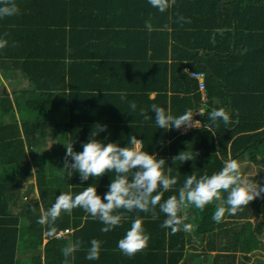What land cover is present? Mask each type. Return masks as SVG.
I'll list each match as a JSON object with an SVG mask.
<instances>
[{
    "label": "trees",
    "instance_id": "1",
    "mask_svg": "<svg viewBox=\"0 0 264 264\" xmlns=\"http://www.w3.org/2000/svg\"><path fill=\"white\" fill-rule=\"evenodd\" d=\"M15 2L19 13L0 18V38L7 40L0 49V71L13 78L18 70L28 82L19 87L21 81L14 79L10 94L0 76V264H64L61 249L76 240L82 245L69 264H180L189 245L199 249L194 235L203 250L194 264H222L219 258L227 255L235 261L238 253L258 249L264 195L233 215L244 219L241 225L225 219L227 213L219 223L212 219L226 193L202 211L191 206L185 222L192 230L174 235L161 227L163 213L155 220L143 212L125 213L128 219L104 233L98 219L76 208L56 221L59 238L45 237L46 226L37 221L40 203L51 207L61 192L76 194L93 183L101 196L108 191L114 173L81 181L78 172L69 177L62 169L64 144L73 142L74 151H82L103 125L107 128L97 138L105 143L126 146L136 135L145 151L166 159L165 168L172 167L178 180L162 202L178 193L187 176L211 175L229 159L241 162L247 156L241 172L251 165L264 172V0H176L163 13L148 0ZM193 71L204 74L203 89ZM130 101L136 102L135 111ZM152 104L170 108L174 116L204 108L203 124L212 123L207 112L222 107L230 123L217 121L215 135L203 127L165 130L157 127ZM141 108L152 119L145 121ZM48 140L51 149L40 151ZM186 150L193 160L173 163L172 157ZM33 178L24 194L35 187L38 197L24 200L22 187ZM137 215L150 239L146 249L129 257L117 245ZM93 238L102 242L100 256L88 260Z\"/></svg>",
    "mask_w": 264,
    "mask_h": 264
},
{
    "label": "clouds",
    "instance_id": "2",
    "mask_svg": "<svg viewBox=\"0 0 264 264\" xmlns=\"http://www.w3.org/2000/svg\"><path fill=\"white\" fill-rule=\"evenodd\" d=\"M148 2L162 13L176 4V0H148ZM18 13L19 7L15 0H0V18ZM178 20L185 22L183 16H179ZM187 22L190 23V20ZM146 27L149 31L153 30L150 21H146ZM164 27L167 28V25ZM4 35L7 36V33ZM6 46L7 40L0 38V49ZM121 99H126V95L122 93ZM129 107L135 111L136 102L130 101ZM150 110L155 113L157 127L165 130L203 127L215 135L217 121H223L224 124L230 123L229 113L222 107L213 108L207 112V120L211 121V124H202L200 120H193L197 111L193 113L191 109H187L179 116H174L170 108L166 111L164 107L157 104H152ZM205 113L202 110L198 112L199 115ZM140 115L145 121L152 119L144 108L140 109ZM106 128L107 126L103 125L98 130H93L87 142L83 143L82 151H74L73 142L64 144L66 154L62 169L67 170L69 177L74 171L78 172L81 181H87L90 177H102L106 173H114L108 185V191L101 196L93 183L76 194L71 191L61 192L47 209L40 203L37 222L46 226L45 237L59 238L56 221L62 213L71 215L76 208L83 209L93 219H98L104 225L101 228L104 233L112 231L121 224L122 220L128 219L125 213L143 212L150 214L153 220L158 219L159 214L163 213L166 219L161 227L170 229V234L174 235L178 231L191 229V224L185 222L188 219L187 209L191 206L202 211L214 200L221 201L222 193H226V199L216 205L212 216V219L219 223L226 213L235 215L255 198L264 195V185L252 178H245L241 172V164L236 159H229L224 162L219 171L211 175L205 173L197 177L193 173L187 176L183 185L179 187L178 193L162 202L164 193L171 190L178 180L177 176L172 175V167L165 168L166 159L158 158L156 154L145 151L144 141L138 139L136 135L130 136L126 146L115 142L105 143L97 136ZM193 155L191 151H181L173 156L172 160L173 163L175 161L184 163L193 160ZM121 209L123 211H120ZM32 211L35 212L36 208L33 207ZM149 239L150 236L143 227V217L137 215L126 234L118 241L117 247L124 255L132 257L147 248ZM101 243L95 238L90 241L86 256L88 260L99 259ZM81 245L80 240L69 241L61 249L65 258L64 264H69L70 259H74V253L81 248Z\"/></svg>",
    "mask_w": 264,
    "mask_h": 264
},
{
    "label": "rangeland",
    "instance_id": "3",
    "mask_svg": "<svg viewBox=\"0 0 264 264\" xmlns=\"http://www.w3.org/2000/svg\"><path fill=\"white\" fill-rule=\"evenodd\" d=\"M20 70V69H19ZM20 72V71H18ZM2 80L6 83V89L8 91H11L17 84V81L14 82V80H8L7 78H5V76H1ZM19 78H21V76H19ZM24 83V82H23ZM15 84V86H14ZM24 85V84H23ZM54 144L53 141H50L48 140V142L44 141L42 142V144L39 146V150L40 151H49L51 148V145ZM53 146V145H52ZM49 148V149H48ZM47 149V150H46ZM244 160H242L241 162H239L241 164V170H243V167L246 165V164H249L247 159L246 158H243ZM245 164V165H244ZM251 169V170H250ZM249 171L246 170V172H242V175L245 177V178H252V179H255L257 178L256 180L264 185V179H263V174L264 172H260L259 170L256 172V166L255 165H251ZM34 178L25 182L23 187H22V194H24V192L27 191V189H29V185L30 183H34ZM24 194V200H27V199H33V198H37L38 197V192H37V189L34 187V192L32 193H29V195H26ZM261 197H257L256 199H260ZM227 217V220H230L231 218H233L234 222H236L237 224H243V220L244 219H241L239 216H233V215H229L227 214L226 215ZM231 221V220H230ZM259 218L257 219H253V222L256 224L257 226V223L259 222ZM232 222V221H231ZM264 228V227H263ZM262 240H263V243L262 245L256 249L254 252L244 256L243 254L241 253H238L239 257H238V260L236 262V264H264V230L262 231Z\"/></svg>",
    "mask_w": 264,
    "mask_h": 264
},
{
    "label": "crops",
    "instance_id": "4",
    "mask_svg": "<svg viewBox=\"0 0 264 264\" xmlns=\"http://www.w3.org/2000/svg\"><path fill=\"white\" fill-rule=\"evenodd\" d=\"M18 71V70H17ZM15 72V73H13V75H11V76H13V78H7L8 80H20L21 82L19 83V87H23V86H27V82H28V80L21 74V72ZM0 76H4L3 75V72L2 71H0ZM19 76H21V78H19ZM24 82V83H23ZM5 83V82H4ZM24 84V85H23ZM5 85H6V83H5ZM14 89V88H13ZM12 89V90H13ZM12 90L11 91H8L10 94L12 93ZM152 97L155 95V92H151V94H150ZM200 110H202V111H204V108H202V109H200ZM199 110V111H200ZM198 111V112H199ZM198 112H197V114H198ZM197 116V115H196ZM193 118H195V117H193ZM195 120H200L201 121V119L199 118V114H198V116H197V118H195ZM202 122V121H201ZM202 124H203V122H202ZM193 128H190V129H188V128H185V127H183V128H181L179 131L181 132V133H188V132H190L191 130H192ZM246 159H247V161H249V159H248V157L246 156ZM245 165V164H244ZM223 196H224V193H222V198H223ZM225 219H227V217L225 218ZM231 221H232V223H234V220H233V218H231L230 219ZM191 230H192V228H191ZM189 234V233H188ZM194 234V233H193ZM200 237H198V236H196V235H194V239H195V245L197 246H199L198 248V250L197 249H195V247L194 248H192L190 245L187 247V250H186V254H185V257H184V259L180 262V264H186V263H188V264H194L196 261H198V260H200L201 259V257L199 256V254L200 253H203V250L202 249H200V247H202V244L200 243V239H199ZM215 239H216V242H217V244H218V247H220V245H221V241H222V236L218 233V232H216V234H215ZM219 251L218 250H213L211 253L213 254V255H216V253H218ZM220 252H221V250H220ZM238 257H239V255L237 256V258H236V260L235 261H233L232 259H230L229 258V256L227 255V256H225V257H220L219 258V260H220V262L222 263V264H236V262H237V260H238ZM203 259H205V256H203ZM208 261H210V259H207ZM232 260V261H231ZM207 261V262H208Z\"/></svg>",
    "mask_w": 264,
    "mask_h": 264
},
{
    "label": "built area",
    "instance_id": "5",
    "mask_svg": "<svg viewBox=\"0 0 264 264\" xmlns=\"http://www.w3.org/2000/svg\"><path fill=\"white\" fill-rule=\"evenodd\" d=\"M191 74H192V76H194V77H197V78H200V81H201V84H200V87L203 89L204 88V83H203V80H204V74L203 73H196V72H191ZM193 120H195L194 118H193Z\"/></svg>",
    "mask_w": 264,
    "mask_h": 264
}]
</instances>
